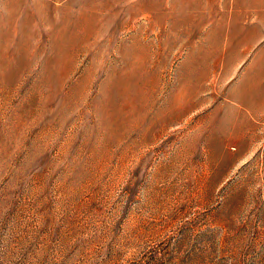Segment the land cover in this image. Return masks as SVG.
I'll use <instances>...</instances> for the list:
<instances>
[{
  "label": "rangeland",
  "instance_id": "1",
  "mask_svg": "<svg viewBox=\"0 0 264 264\" xmlns=\"http://www.w3.org/2000/svg\"><path fill=\"white\" fill-rule=\"evenodd\" d=\"M0 264H264V0H0Z\"/></svg>",
  "mask_w": 264,
  "mask_h": 264
}]
</instances>
